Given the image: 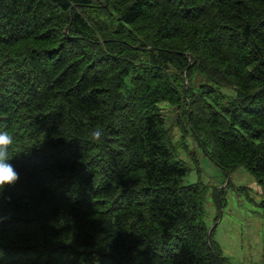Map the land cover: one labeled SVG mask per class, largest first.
<instances>
[{"label":"trees","instance_id":"obj_1","mask_svg":"<svg viewBox=\"0 0 264 264\" xmlns=\"http://www.w3.org/2000/svg\"><path fill=\"white\" fill-rule=\"evenodd\" d=\"M161 103L264 215V0H0V264H224Z\"/></svg>","mask_w":264,"mask_h":264},{"label":"rangeland","instance_id":"obj_2","mask_svg":"<svg viewBox=\"0 0 264 264\" xmlns=\"http://www.w3.org/2000/svg\"><path fill=\"white\" fill-rule=\"evenodd\" d=\"M218 88L235 96L231 87ZM160 108L170 127L176 157L188 169L183 184L200 180L207 186L203 197L205 222L209 228L215 225L214 237L227 258L224 264H264V215L258 205L262 194L254 176L246 168L238 167L226 177L189 134L182 138V131L176 126L177 110L167 103H161ZM214 190L223 191L225 204L219 209L214 202Z\"/></svg>","mask_w":264,"mask_h":264},{"label":"clouds","instance_id":"obj_3","mask_svg":"<svg viewBox=\"0 0 264 264\" xmlns=\"http://www.w3.org/2000/svg\"><path fill=\"white\" fill-rule=\"evenodd\" d=\"M91 135L94 140H99L102 130H94ZM13 144V135L6 130H0V190L6 186L14 185L19 180V173L9 162L13 157L10 153Z\"/></svg>","mask_w":264,"mask_h":264}]
</instances>
